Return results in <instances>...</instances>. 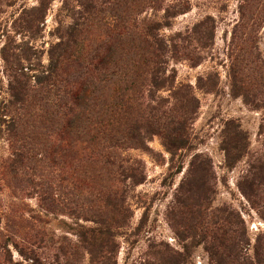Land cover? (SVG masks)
<instances>
[{"label": "rangeland", "instance_id": "obj_1", "mask_svg": "<svg viewBox=\"0 0 264 264\" xmlns=\"http://www.w3.org/2000/svg\"><path fill=\"white\" fill-rule=\"evenodd\" d=\"M32 16L39 21L28 27ZM151 22L168 45L159 75L172 82L162 87L125 62L138 47L135 24ZM108 50L119 60L83 93L90 105L122 103L111 117L123 130L115 136L120 145L90 152L78 143V150L55 152L64 123L59 104L70 99L61 98L63 90L73 100L79 64ZM16 55L26 77L16 71ZM20 80L26 91L17 97ZM185 86L198 103L189 142L173 156L139 118L148 116V104L179 110ZM99 106L88 107L89 122L103 116ZM89 122L82 126L101 130ZM230 122L246 137L232 166L223 149ZM134 124L141 143L122 135ZM113 153L111 166L106 155ZM199 156L210 163L198 183L208 198L205 218L239 215L252 256L264 233L263 207L240 183L264 168V0H0V264H211L210 239L187 230L178 211ZM129 165L139 183L122 177Z\"/></svg>", "mask_w": 264, "mask_h": 264}, {"label": "trees", "instance_id": "obj_2", "mask_svg": "<svg viewBox=\"0 0 264 264\" xmlns=\"http://www.w3.org/2000/svg\"><path fill=\"white\" fill-rule=\"evenodd\" d=\"M37 20L36 16L29 18L27 20L30 23L28 27ZM125 21L126 20H122L118 23L121 24V30L125 27L123 25ZM135 26L138 29V47L134 52L130 51L128 55H125L126 64H132L141 72L148 74L151 83L155 87H162L166 83L170 84L172 82L170 79L171 75L167 77H161L159 75L161 72L162 74L165 73V71H163V65L165 63L164 55L168 46L159 38V34L157 33L160 27L159 24L157 25L151 22L145 23L141 28L137 24H135ZM129 28L132 30L133 26L130 25ZM2 52L4 58L9 60L8 43H5ZM17 56L18 55H16V59L13 58V60L15 59L18 62L16 71L20 70L18 72L19 75L21 77H26V73L23 72L25 66L22 64L20 57ZM85 59L86 61L79 64L83 73L78 76L76 83L78 88L73 96V100L71 99V95L64 90L61 96L62 99H67L68 96H70V99L61 101L59 104L63 113L62 119H64V123L58 130L57 141L53 143L55 152L70 148L78 150V143L85 145L86 149H91L90 152L96 151L97 145H99V148L103 152H107L108 147L111 145H120L115 136L117 133H123V130H121L120 126L113 125V123H117V121L113 120L111 117L114 115L112 112L115 110L118 111V108L124 110L122 103L111 102L105 104V106L91 104L96 105V107L99 106L100 111L98 115L103 116L96 118L95 121L89 122L87 119V112L92 108H88L91 105L87 103L86 97L84 96L88 91L89 82L93 78H97L99 81L105 80L109 67L119 59H115L109 50L104 55L99 54V52L95 55H87ZM17 84H19V86L17 90L14 91L13 95L21 97L26 91V81L20 80ZM198 85H201L200 80ZM83 91L86 92L83 93ZM178 91H181L182 99L179 110L173 108L165 110L162 109L160 105L152 106L148 104V116L139 118L142 123L149 126V129H153V131L158 132L162 136L164 145L173 156H175L181 148L186 147L189 142L187 123L188 119L193 115V112H195L198 103L189 87L185 86L183 89L179 88ZM58 93L61 95L59 91ZM107 113L110 115L109 117L104 116V114L106 115ZM85 122L86 124L87 122L95 123V127L101 130H95L89 127L85 128L86 125L82 126V123ZM152 126H154V128ZM126 129H128L127 133L129 135L125 133L122 134L127 139L126 142L135 141V144L141 143L138 137L140 136V132L135 124L127 125ZM79 130L84 131L81 133ZM97 131L102 133L103 142L101 144L96 142L99 135ZM226 131L228 132L223 142V149L225 151L227 164L232 166L243 154L246 137L232 122L226 124ZM78 156L83 158L81 154H78ZM106 162L111 166L116 164L114 153L106 155ZM120 166L123 167L122 165H119V167ZM209 169V159H203L199 156L195 157L192 161L191 170L193 171L195 185L191 181V185L187 188V183L185 186L187 189L183 193V196L177 197L179 203L178 211L180 216H182L181 223L184 224L185 228L189 231H191V229H194V231L199 229L202 232V237L210 239L208 242V251L211 256V264H264V233L258 236L253 246V255L251 256L248 253L250 244L249 240L246 238L245 225L239 215H235L237 217H234V220L230 215L219 218V214H213L217 216L213 221H207L205 218L204 215L207 213L204 209L202 210L201 205L204 204L208 198L204 192L205 190H203V195L199 191L198 183L202 179L203 182H205L206 176L209 175ZM136 170V168H133V165H129L121 169L120 173L122 177L130 178L135 183H139L143 177H141ZM240 184L244 193L250 197L251 202L255 205H259L261 208L263 207L261 213L264 214L263 166L260 165L259 168L255 167V172L249 173V176H246ZM182 188L181 185L180 190H182ZM114 194H116L115 191ZM201 201H203V203ZM230 213L232 212L230 211Z\"/></svg>", "mask_w": 264, "mask_h": 264}]
</instances>
